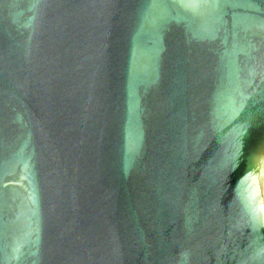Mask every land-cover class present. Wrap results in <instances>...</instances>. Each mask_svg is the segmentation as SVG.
Segmentation results:
<instances>
[{
	"label": "water",
	"instance_id": "1",
	"mask_svg": "<svg viewBox=\"0 0 264 264\" xmlns=\"http://www.w3.org/2000/svg\"><path fill=\"white\" fill-rule=\"evenodd\" d=\"M0 264H264V0H0Z\"/></svg>",
	"mask_w": 264,
	"mask_h": 264
}]
</instances>
